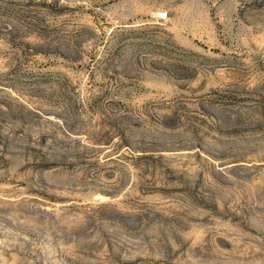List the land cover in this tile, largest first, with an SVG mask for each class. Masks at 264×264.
<instances>
[{
	"label": "rangeland",
	"instance_id": "obj_1",
	"mask_svg": "<svg viewBox=\"0 0 264 264\" xmlns=\"http://www.w3.org/2000/svg\"><path fill=\"white\" fill-rule=\"evenodd\" d=\"M0 264H264V0H0Z\"/></svg>",
	"mask_w": 264,
	"mask_h": 264
}]
</instances>
